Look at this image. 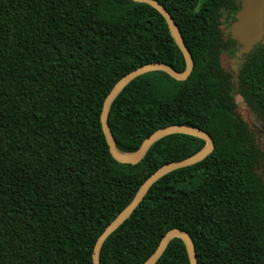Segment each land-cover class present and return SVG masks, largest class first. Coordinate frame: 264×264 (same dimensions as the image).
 <instances>
[{"label":"trees","instance_id":"obj_1","mask_svg":"<svg viewBox=\"0 0 264 264\" xmlns=\"http://www.w3.org/2000/svg\"><path fill=\"white\" fill-rule=\"evenodd\" d=\"M194 60L185 81L165 71L133 80L111 103L117 149L136 151L154 131L195 126L214 140L203 161L158 180L105 241L100 264H143L172 228L189 233L199 264H264V152L235 103L264 126V46L234 72L221 30L235 0H158ZM186 61L166 20L133 0H0V264H93L98 237L163 165L203 139L175 134L136 165L110 153L104 101L133 70ZM255 125V124H254ZM157 264H190L173 239Z\"/></svg>","mask_w":264,"mask_h":264},{"label":"water","instance_id":"obj_2","mask_svg":"<svg viewBox=\"0 0 264 264\" xmlns=\"http://www.w3.org/2000/svg\"><path fill=\"white\" fill-rule=\"evenodd\" d=\"M133 1L149 4L163 16L166 20L172 38L184 56L186 69L179 72L163 62L149 63L128 73L115 84L110 93L107 95L101 112L102 131L109 146L110 153L119 163L136 165L141 162L153 144L167 136L175 134H184L203 139L205 141V146L188 158L163 165L150 175L148 179H146L135 194L132 201L117 215V217L98 237L93 250V264H100V254L105 241L130 218V216L144 200L149 190L158 180L172 171L189 167L205 160L215 149L214 140L206 131L195 126L185 124H173L157 129L148 138H146L140 147L134 152L123 153L117 149L114 136L108 123L109 109L113 100L133 80L144 74L162 70L177 81H185L190 77L194 70L193 57L185 45L180 30L168 10L158 0ZM230 35L234 41L242 46V51L246 54L251 53L257 45L264 42V0H240V9L234 16V20L230 27ZM175 238L180 239L184 243L190 264H199L193 239L187 231L179 228L170 229L162 237L153 254L143 264H157L164 254L168 244Z\"/></svg>","mask_w":264,"mask_h":264},{"label":"rangeland","instance_id":"obj_3","mask_svg":"<svg viewBox=\"0 0 264 264\" xmlns=\"http://www.w3.org/2000/svg\"><path fill=\"white\" fill-rule=\"evenodd\" d=\"M235 1L237 3V8H239L240 7L239 0H235ZM233 20H234V12L223 10L221 16V30L223 33V37L225 39H231L230 27ZM260 46H264V44L261 43L257 45L255 48H258ZM242 50H243L242 46L237 43L234 47H232L231 49H229L228 51L222 54L223 64L225 65V68L228 71L234 72V68H233L234 65L240 63L244 58H246L247 54L244 53ZM235 103L237 106V110L239 111L241 116L252 125L251 128L255 135L257 144L264 152V126L260 125L259 120L253 113L249 112L243 99L238 94H235Z\"/></svg>","mask_w":264,"mask_h":264},{"label":"flooded vegetation","instance_id":"obj_4","mask_svg":"<svg viewBox=\"0 0 264 264\" xmlns=\"http://www.w3.org/2000/svg\"><path fill=\"white\" fill-rule=\"evenodd\" d=\"M239 3H240V0H239ZM239 9H240V7L238 8V10H239ZM238 10H237V11H238ZM237 11H236V12H237ZM222 12H223V11H222ZM222 34H223V33H222ZM231 39H232V38H231ZM263 44H264V42H263ZM233 47H234V46H233ZM231 48H232V47H231ZM231 48H230V49H231ZM255 49H257V48H254L253 50H255ZM253 50H252V51H253ZM225 52H226V51H225ZM249 54H250V53H249ZM247 55H248V54H247ZM246 57H247V56H246ZM244 59H245V58H244ZM244 59H243V60H244ZM243 60H242V61H243ZM242 61H241L240 63H237L236 65H234V67H233V68H234V71L237 70V68L240 67ZM239 96H240V95H239ZM240 97H241V96H240ZM241 98H242V97H241ZM242 99H243V98H242ZM243 101H244V100H243ZM244 103H245V102H244ZM245 104H246V103H245ZM246 106H247V105H246Z\"/></svg>","mask_w":264,"mask_h":264}]
</instances>
